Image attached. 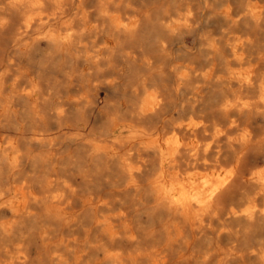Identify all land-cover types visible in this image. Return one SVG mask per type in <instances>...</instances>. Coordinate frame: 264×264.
Returning <instances> with one entry per match:
<instances>
[{
    "label": "bare ground",
    "instance_id": "bare-ground-1",
    "mask_svg": "<svg viewBox=\"0 0 264 264\" xmlns=\"http://www.w3.org/2000/svg\"><path fill=\"white\" fill-rule=\"evenodd\" d=\"M0 264H264V0H0Z\"/></svg>",
    "mask_w": 264,
    "mask_h": 264
}]
</instances>
